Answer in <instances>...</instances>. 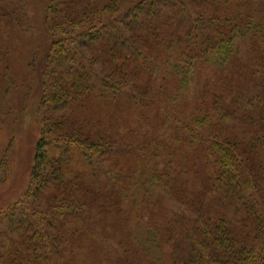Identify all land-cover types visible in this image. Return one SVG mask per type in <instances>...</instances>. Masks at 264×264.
<instances>
[{
    "label": "trees",
    "instance_id": "1",
    "mask_svg": "<svg viewBox=\"0 0 264 264\" xmlns=\"http://www.w3.org/2000/svg\"><path fill=\"white\" fill-rule=\"evenodd\" d=\"M259 1L50 0L58 119L31 174L47 208L9 224L0 264H104L112 232L143 264H264Z\"/></svg>",
    "mask_w": 264,
    "mask_h": 264
},
{
    "label": "rangeland",
    "instance_id": "2",
    "mask_svg": "<svg viewBox=\"0 0 264 264\" xmlns=\"http://www.w3.org/2000/svg\"><path fill=\"white\" fill-rule=\"evenodd\" d=\"M49 2L0 0V240L10 236L11 222L14 226L17 220L24 218V208L46 207L36 200L38 195L34 193L36 186L31 174L35 149L44 137V129L58 119L44 106L45 97L50 90L54 92L59 77L54 72L58 70L50 68L48 60L49 55L54 54L52 17L48 22L46 15ZM257 11L264 18L262 1L257 3ZM238 48L243 58L248 57V40L241 41ZM211 74L208 70L201 72L199 88L204 84L215 85L219 77ZM56 129L54 127V133L59 135L61 129ZM261 158L264 161L263 155ZM258 163L263 162L259 159ZM15 214L20 215L15 218ZM104 237L111 250L104 264L151 261L140 252H120L119 234L112 232ZM83 253L89 264H96V257L89 252ZM166 256L159 255V261H165Z\"/></svg>",
    "mask_w": 264,
    "mask_h": 264
}]
</instances>
